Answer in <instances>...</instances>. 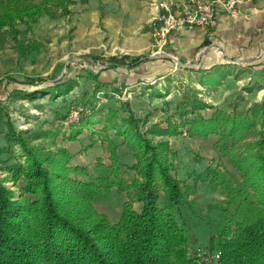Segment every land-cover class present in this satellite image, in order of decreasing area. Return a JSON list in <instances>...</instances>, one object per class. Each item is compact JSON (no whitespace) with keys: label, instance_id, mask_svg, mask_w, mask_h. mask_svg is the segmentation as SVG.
<instances>
[{"label":"trees","instance_id":"obj_1","mask_svg":"<svg viewBox=\"0 0 264 264\" xmlns=\"http://www.w3.org/2000/svg\"><path fill=\"white\" fill-rule=\"evenodd\" d=\"M72 3L0 0V29L13 27L17 21L30 28L33 20L52 5L67 8ZM146 59L111 55L104 59V69L133 68ZM93 77L96 80L97 75ZM69 80H54L57 90L42 87L27 94L62 95ZM177 103L178 124L166 118V127L152 124L146 131L127 104L124 109L109 111L115 121H108L112 128H120L118 135L124 137L135 157L128 166L135 172L129 182L120 176L115 151L109 165L96 160L95 176L84 165L63 166L64 171L53 173L47 164L59 162L55 159L58 156L52 159L27 147L9 125L6 141L18 142L27 158L24 164L17 161L11 167L14 179L22 177L25 182L18 198L0 178V264H264V102L237 114L216 110L210 118L197 111L205 108L201 100H188L183 94ZM83 109L74 121L75 134L88 126L87 117L81 115ZM257 123L259 138L238 150L243 130ZM185 126L189 137L217 134L219 151L238 172L236 176L225 171V177L218 170L210 175L207 169L200 175L201 181L219 185L226 197L218 207L220 224L203 249L192 250L195 236L182 209L193 187L182 183L174 172L169 141L151 137L178 134ZM228 138L232 139L230 144ZM115 144L112 140L108 146L115 149ZM6 149L1 146L0 154ZM113 187L126 197L116 221L93 204Z\"/></svg>","mask_w":264,"mask_h":264},{"label":"rangeland","instance_id":"obj_2","mask_svg":"<svg viewBox=\"0 0 264 264\" xmlns=\"http://www.w3.org/2000/svg\"><path fill=\"white\" fill-rule=\"evenodd\" d=\"M134 1L141 0H73L67 8L52 5L47 13L33 20L30 28L17 21L13 27L0 29V147H7L0 154V178L6 188L14 191L15 198L25 182L22 177L14 179L11 167L17 161L24 164L27 157L18 142L6 141L9 125L27 147L52 159L58 156L55 159H60L59 162L47 164L53 173L64 171L63 166L84 165L95 176L96 160L109 165L115 151L120 176L129 182L135 172L128 166L135 162V157L124 137L118 135L120 128H112V122L108 121L112 109H124L127 104L142 121V131H146L152 124L166 127V118L178 124L175 107L183 94L188 100L193 97L205 103V108L197 110L204 118H210L216 110L237 114L264 102V51L254 61L239 62L238 70L231 78L226 77L222 85L207 88L196 82L194 73L191 83L185 71L176 69L179 64L174 60H155L134 69H104L108 56H143L153 51L150 21L140 17ZM146 31L150 39L142 34ZM199 58L196 61L200 62ZM144 77L147 79L142 80ZM58 78L70 79L64 82L66 93L27 94L42 87L58 86L53 83ZM80 106L84 108L81 115L87 117L88 126L75 134L76 122L68 121L67 114ZM161 115L164 120H160ZM186 128H180L178 134L151 137L155 141H169L174 152L171 157L174 172L182 183L193 187L182 207L189 230L195 236L193 250L207 245L209 235L220 224L218 207L226 198L219 185L201 181L200 175L207 169L210 175L214 170L236 176L238 172L219 151L217 134L189 137ZM260 130L258 123L243 130L242 139L237 141L238 150H242L243 144L257 140ZM120 138L123 143L118 145ZM112 140L115 149L108 146ZM227 141L230 144L232 139ZM90 142L92 146L85 149ZM128 156L130 165L124 164ZM69 175L72 177V172ZM103 196L93 201L95 208L116 221L126 200L125 193L113 187Z\"/></svg>","mask_w":264,"mask_h":264},{"label":"crops","instance_id":"obj_3","mask_svg":"<svg viewBox=\"0 0 264 264\" xmlns=\"http://www.w3.org/2000/svg\"><path fill=\"white\" fill-rule=\"evenodd\" d=\"M147 1H134V4L140 11V17L150 21L157 12L153 4L158 0ZM166 1L179 5L187 0ZM142 34L150 39L149 32H142ZM262 47H264V0H247L239 13L220 14L214 27L205 29L196 25H184L176 28L168 36V43L162 53L158 55L152 52L151 55H143L147 59L137 66L155 62V60L166 62L174 60L176 64H179L176 69L185 71L191 83H194V73L197 75L196 82L207 88L216 84L222 85L226 77L231 78L232 74L238 70L239 62L254 61L257 54L260 55L264 51ZM198 57L200 62L196 61ZM117 68L132 69L125 66L107 69ZM144 94H147L146 90ZM158 98L161 99L162 96L159 95ZM179 100L180 98L177 99ZM164 119L165 117L161 115L160 120ZM117 143L122 144V138ZM129 156L126 157L128 160L124 164H131Z\"/></svg>","mask_w":264,"mask_h":264},{"label":"built area","instance_id":"obj_4","mask_svg":"<svg viewBox=\"0 0 264 264\" xmlns=\"http://www.w3.org/2000/svg\"><path fill=\"white\" fill-rule=\"evenodd\" d=\"M247 0H187L175 5L161 0L154 2L157 12L150 19L152 30L153 54H160L168 43V36L176 28L184 25H196L205 29L214 27L220 14L235 15L240 12ZM83 107L69 110L70 122L79 118Z\"/></svg>","mask_w":264,"mask_h":264}]
</instances>
